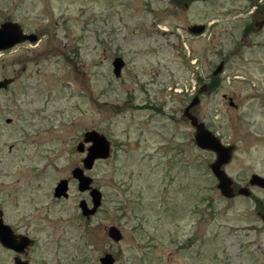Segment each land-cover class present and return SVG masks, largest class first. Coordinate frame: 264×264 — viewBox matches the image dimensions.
Masks as SVG:
<instances>
[{
    "label": "rangeland",
    "instance_id": "rangeland-1",
    "mask_svg": "<svg viewBox=\"0 0 264 264\" xmlns=\"http://www.w3.org/2000/svg\"><path fill=\"white\" fill-rule=\"evenodd\" d=\"M250 3L0 0V23L36 35L0 51V78H12L0 90V210L34 240L29 264H99L107 252L115 264H264V189L249 186L252 173L264 177V27L251 34L255 44L239 39ZM192 23L206 24L199 38ZM221 59L211 92L190 111L234 146L223 168L249 197L220 194L214 153L195 144L183 116ZM91 129L111 153L84 171L101 192L85 218L88 192L57 201L53 187L82 166L75 147ZM0 264H13L1 248Z\"/></svg>",
    "mask_w": 264,
    "mask_h": 264
},
{
    "label": "water",
    "instance_id": "water-1",
    "mask_svg": "<svg viewBox=\"0 0 264 264\" xmlns=\"http://www.w3.org/2000/svg\"><path fill=\"white\" fill-rule=\"evenodd\" d=\"M205 24H193L189 27L192 33H202L204 31ZM36 35L26 34L22 31L18 23L13 21H4L0 23V50H7L13 46L25 42L34 41ZM124 66V61L121 57H114L112 60V72L117 77L121 73V69ZM223 62H220L214 69L213 74H219L222 71ZM12 81V78H4L0 80V89L6 88ZM199 102L198 93L193 96L190 102L183 109V116L189 120L190 124L194 128V142L195 144L205 150L212 151L214 153V160L209 163V168L216 178V186L219 189L222 196L225 198H231L236 193L244 196H249L251 191L244 186H240L237 191H234L233 180L224 170V165L227 164L234 149L233 145L224 144L219 137L209 130L203 121H199L197 116L194 115L190 108ZM7 122L10 118L6 119ZM89 143L85 149V156L82 159V166H77L72 169V176L78 181L79 190H90L91 206H88L85 200H80L79 207L82 216L89 218L95 214L97 208L101 204V192L94 187H91L92 178L85 174V170H89L93 167L94 162L97 159H105L111 153V144L109 139L95 129L87 130L83 134V138L76 145V151L83 152L84 144ZM250 185H256L264 189V177L259 174H252L249 180ZM66 180L60 179L56 184L54 195L59 197L66 195ZM260 219L264 222V212L259 213ZM108 236L118 242L122 239V234L116 226H109L107 231ZM19 242L12 234L10 227L4 224L0 218V242L13 248L15 251H19L28 245H30L32 239L28 236H20ZM115 258L109 252L105 253L99 258V264H115ZM14 264H27V261L21 260L19 257H15Z\"/></svg>",
    "mask_w": 264,
    "mask_h": 264
},
{
    "label": "flooded vegetation",
    "instance_id": "flooded-vegetation-1",
    "mask_svg": "<svg viewBox=\"0 0 264 264\" xmlns=\"http://www.w3.org/2000/svg\"><path fill=\"white\" fill-rule=\"evenodd\" d=\"M248 13H249V18H250V21L248 22V25L245 27V35H241L240 36V38L239 39H245L246 41H247V43L248 44H250V43H252V44H255L254 42H253V39H255V37L256 36H259V35H251V34H254V33H256L257 31H260L263 27H264V0H251V3H250V7H249V10H248ZM193 24H202V23H192L191 25H193ZM191 25H189V26H187V31L189 32V33H191V34H193V35H195L197 38H199L200 36H201V34L203 33H192L190 30H189V27L191 26ZM205 27H206V24H205ZM204 30H205V28H204ZM239 43H240V41H239ZM7 51V50H6ZM220 62H223V64H224V62H225V59H221L219 62H218V64L220 63ZM217 64V65H218ZM217 65L215 66V68L217 67ZM214 68V69H215ZM214 69L211 71V73H210V75H209V77H208V81L207 82H204L203 80H202V82H204V83H201L200 84V86L196 89V91H195V93H194V95H196L197 93H198V97H199V95L201 94V93H203L204 91H207V92H211V89H209L208 88V86L210 85L211 86V84L212 83H214L216 80H217V75H219V74H213V71H214ZM222 70H223V68H222ZM5 77H1L0 78V80L1 79H4ZM14 80H15V77H14ZM12 82V81H11ZM10 82V83H11ZM9 83V84H10ZM12 84V83H11ZM213 85V84H212ZM0 90H3V88H1ZM193 95V96H194ZM193 98V97H192ZM191 98V99H192ZM84 134V133H83ZM110 141V140H109ZM111 144V143H110ZM77 145V144H76ZM88 145H89V143H85L84 144V146H83V148H84V151L83 152H79V153H81V155H83L81 158H80V160H79V162L82 164V159H83V157L85 156V149L88 147ZM75 149H76V147H75ZM29 164H31V163H29ZM30 168H31V170H30V172L32 173V179H34V180H37L36 178H41V173H42V170L41 169H38V168H32V165H28ZM78 165L76 164L74 167H77ZM73 167V168H74ZM72 168V169H73ZM72 169H71V177H64V178H60V179H65L66 180V195H61V196H59V197H57V196H55L54 195V191H55V187H56V184L58 183V181L60 180H58L57 182H56V184L54 185V187H53V196H54V199H56L57 201H65V200H67V199H69L70 198V192H71V189H73V188H75L79 193H85V192H88L89 193V195H90V190H79V188H78V181H77V179L76 178H74L73 176H72ZM34 174H39L38 176H36V175H34ZM253 174V173H252ZM251 174V175H252ZM37 184H39V181L38 182H36ZM249 186H251V187H259V186H256V185H249ZM233 187H234V185H233ZM240 187V186H239ZM239 187H236V189H235V187H234V191L236 192L237 191V189L239 188ZM244 187H247V186H244ZM248 188V187H247ZM261 188V187H260ZM263 189V188H262ZM18 190L19 189H16L14 192H13V195H17V194H15V193H17L18 192ZM251 191V190H250ZM235 195H240V194H235ZM234 195V196H235ZM233 196V197H234ZM241 196H244V195H241ZM249 196H252V193L249 195ZM249 196H247V197H249ZM90 198H91V196H90ZM21 204V203H20ZM258 212L259 213H262V212H264V210H258ZM0 218H1V220H2V222L4 223V224H6V225H8L9 227H10V229H11V231H12V234L15 236V239L19 242V240H21V237L20 236H28V235H26L25 233H20V232H16L14 229H13V227H12V225H10V224H8L7 222H5L4 221V219H3V212L0 210ZM264 223V222H263ZM34 244V240H32L31 241V243H30V245H28L27 247H25V248H23V249H21V250H19V251H15L13 248H11V247H7V246H5V245H3L1 242H0V248L1 249H3V250H5V251H8V252H10V254H11V258H12V260H13V264H14V259H15V257H19L21 260H25V261H27V264H29L30 263V260L28 259V252H29V248L32 246Z\"/></svg>",
    "mask_w": 264,
    "mask_h": 264
},
{
    "label": "trees",
    "instance_id": "trees-1",
    "mask_svg": "<svg viewBox=\"0 0 264 264\" xmlns=\"http://www.w3.org/2000/svg\"><path fill=\"white\" fill-rule=\"evenodd\" d=\"M213 84V83H212Z\"/></svg>",
    "mask_w": 264,
    "mask_h": 264
}]
</instances>
